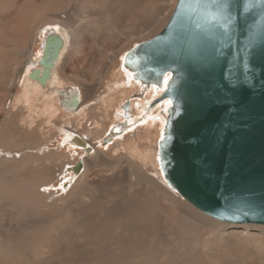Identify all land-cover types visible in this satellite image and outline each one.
<instances>
[{"label": "bare ground", "instance_id": "bare-ground-1", "mask_svg": "<svg viewBox=\"0 0 264 264\" xmlns=\"http://www.w3.org/2000/svg\"><path fill=\"white\" fill-rule=\"evenodd\" d=\"M150 2L41 0L40 19L27 21L33 40L24 57L38 54V63L48 30L63 46L45 85L30 78L34 68H24L10 106L17 117L0 130V264H264V225L214 219L163 177L159 140L170 100L151 108L163 90L141 86L124 67L125 55L157 34L154 19L168 22L177 0ZM69 60L81 67L69 72ZM22 68L0 60V92L18 84ZM7 100L0 98V110ZM130 118L133 127L121 135ZM116 121L118 137L105 152L99 146ZM54 135L75 158L48 147ZM75 135L91 153L73 143ZM77 159L83 171L55 196L59 177L67 178Z\"/></svg>", "mask_w": 264, "mask_h": 264}, {"label": "water", "instance_id": "water-1", "mask_svg": "<svg viewBox=\"0 0 264 264\" xmlns=\"http://www.w3.org/2000/svg\"><path fill=\"white\" fill-rule=\"evenodd\" d=\"M188 3L177 0L165 27L136 44L124 67L141 86L163 90L151 108L170 100L159 140L167 184L214 219L264 225V0H226L227 24L193 19ZM62 46L50 34L37 63L43 70L30 78L45 85ZM73 143L93 150L78 135ZM82 167L80 160L74 173Z\"/></svg>", "mask_w": 264, "mask_h": 264}, {"label": "rangeland", "instance_id": "rangeland-1", "mask_svg": "<svg viewBox=\"0 0 264 264\" xmlns=\"http://www.w3.org/2000/svg\"><path fill=\"white\" fill-rule=\"evenodd\" d=\"M149 2H150V0H148V3ZM6 4H8V5H2V6H0L1 7V10H0V33H1L0 34V41H1L0 42L1 43L0 44V60H3L4 59L5 61H8L9 63H18L20 65V67L23 66V68H22V72H21V76H20V79H19L18 84L15 87L11 88L10 90L6 89L5 86H4V89H2V91H1L2 93L0 92V98H2V101H4V100L6 101L7 98H9L7 100L5 106H3L1 108V110H0V130L5 129L8 126V123L13 119L14 116H15V118L17 117V115H15V114H17V112H12V110L10 108L11 103H12V100L17 95L18 91L21 89L22 75H23V72H24V68L26 66H31L32 68H35L36 66H38V64L36 62L37 61L36 57L38 55L37 53H39V50H37L36 51V54L37 55L30 56V57H28V56L27 57H24V56L28 55V52L30 51V47L32 46V40H33V37L31 36L30 27H29V25H27V21H31V20L33 21L35 19H40V16H39V14H40L39 11L40 10H39V8H40V5H41V0H7ZM30 8H31V10H30ZM26 10H29V12L26 11ZM23 14H24V18H23ZM28 19H30V20H28ZM20 20H21V24L24 23V22L26 24H22L21 25L20 24ZM155 20H157V17L154 19V24H155L154 26H156V28H152V29H156L157 30L159 24L161 23L160 26H159L160 27L159 32H160L163 29V27H165V24L167 23V21L165 23H163V22H158V21L155 22ZM29 24H30V22H29ZM24 25H26V27H24ZM162 25H164V26H162ZM148 30H146V32H148ZM156 30H154V32L155 33H158V31L156 32ZM19 32H21V35H19L20 34ZM54 32H55L54 29L48 30L47 31V34H51V33H54ZM16 36H19V37H16ZM29 36H31L32 38L29 37ZM112 39L113 38H111V40ZM136 40H137V38H136ZM124 42L126 43L127 41H124ZM124 42L122 43V45L120 47H118L119 49L116 48V50H115L116 52H122L123 51V49L125 47L124 46L125 45ZM133 42H134V40L133 41L129 40V42L126 43V46L132 44ZM2 44H3V46H2ZM9 45H10V47H9ZM5 46H6V48H5ZM42 46H43V41H42L40 47H38V43H35L33 47L34 48H37L38 47V49H39ZM7 48H8V50H6ZM9 48L10 49L12 48V49L10 50ZM110 52L111 51L108 52L109 55L110 56H113L114 55V52L113 53L112 52L110 53ZM11 54H12V56H11ZM110 60L111 59H109V58L105 59V63L110 64ZM116 60H118V59H116ZM75 62L76 61H72V60H69L67 62V65L69 66V67L67 66L69 72L70 71L72 72V71L75 70L76 67H74V66L77 65V63H75ZM83 64H81V65L83 66ZM80 67L81 66L77 65V68L78 69ZM69 76L70 75L68 74L67 75V78H69ZM99 76L100 75H98V77ZM106 78H107V75L102 77L103 80H105ZM95 82H99V78H97ZM100 93H101V91H98L97 94H100ZM91 103H93V101ZM41 121H44V120H41ZM128 122H129V126L126 129H124L125 126L122 127V129L124 130V132H122L121 135H126L127 134V131L133 127V120H131V118L128 120ZM139 122H141V121H139ZM92 123L93 122H88V127H90V126L91 127H94V123L93 124ZM116 124H118V121L114 122V124H112V125L109 126V130L107 132V136H105L102 139L101 144L99 146L100 149L104 150L105 152H110L109 147H111L113 145V142L118 137L115 134V132H118V130H116V126H115ZM43 125L45 127V125H47V124L46 123H43ZM47 126H46V129L48 130L49 127H47ZM114 134H115L116 137L114 136ZM59 141H60V143H59ZM62 141H64L63 136L62 137L60 135L55 136L53 138L52 142L48 145V147L51 148V149H55V150L60 151L59 152L60 154H62L61 152H65V154H68V155L71 154V155H73L72 157L75 158L76 155H77V152L74 151L73 149H71V151H69V149H64L63 147H61L62 146ZM65 145L66 146H70L71 144H70V142L69 143L67 142ZM58 148L61 149V150H59ZM79 161H80L79 159L76 160L75 166L79 163ZM75 166H72V167L68 168V171L65 173V176H67V178L64 177V175H62L61 177H59V179H61V178L62 179L59 182L58 186L56 188H54V190H55L54 191V193H55L54 195L55 196H61L62 194L65 193L66 190H69V188L73 184V182L76 179V177H78L81 174V172L78 175L74 173V171H73L72 168L75 167ZM98 170L103 173L102 168H100ZM69 174H71V176ZM56 176H58V173H56ZM66 181H68V182H66Z\"/></svg>", "mask_w": 264, "mask_h": 264}, {"label": "snow or ice", "instance_id": "snow-or-ice-1", "mask_svg": "<svg viewBox=\"0 0 264 264\" xmlns=\"http://www.w3.org/2000/svg\"><path fill=\"white\" fill-rule=\"evenodd\" d=\"M187 7L191 11L193 19L199 15L208 22H223V24H227L231 19L226 0H213L211 4L207 3V0H189ZM254 7L253 3L245 5L246 10H251ZM199 26V21H197V27ZM165 82H167V78H165Z\"/></svg>", "mask_w": 264, "mask_h": 264}]
</instances>
